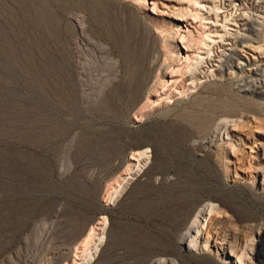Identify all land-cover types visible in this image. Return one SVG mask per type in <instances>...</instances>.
<instances>
[{
  "label": "rangeland",
  "instance_id": "rangeland-1",
  "mask_svg": "<svg viewBox=\"0 0 264 264\" xmlns=\"http://www.w3.org/2000/svg\"><path fill=\"white\" fill-rule=\"evenodd\" d=\"M193 1L0 0V264H209L223 206L260 215L232 258L258 261L264 192L235 169L264 95L223 61L264 64V0ZM249 21L262 47L241 42Z\"/></svg>",
  "mask_w": 264,
  "mask_h": 264
},
{
  "label": "bare ground",
  "instance_id": "bare-ground-1",
  "mask_svg": "<svg viewBox=\"0 0 264 264\" xmlns=\"http://www.w3.org/2000/svg\"><path fill=\"white\" fill-rule=\"evenodd\" d=\"M193 2L194 4L198 3L197 5H200L199 0H194ZM194 17L196 19L197 17L201 18V14H199V11L196 12ZM177 18H180V17H177ZM247 28L250 31V34H246L242 36L241 42L244 41L243 42L245 43L244 45L249 48L251 46L262 47L263 44L255 45L252 43V41L258 42L261 40V36L260 34L258 35V33L256 32V28L253 24V21L248 22ZM181 36L187 45L185 47L187 48V50H190L191 47L193 46V39L189 38V36L187 37V35H181ZM199 42H202V41H199ZM239 54L242 55V53L240 52V49L231 48L230 53L226 55L223 61V65L227 68L236 66L241 71H243L244 67L248 65V67H250L249 68L250 78L245 79V84L242 85L241 87L245 88L244 90L249 93H259L261 95H264V64L261 63L262 64L261 65L259 62H251V60L247 62H243L240 59ZM188 59H190L189 56H188ZM146 67L148 69L149 67L151 68L150 65ZM255 132L259 134L258 138H255L253 136L249 137L248 135L250 133H244L243 131H240V134H242L245 137V140L248 141V142L246 141V143H251V146L249 145L250 146L249 148L251 149L252 154L250 153L249 156L252 157V161L250 162L249 160L250 163L248 166L242 165L241 168L236 166L235 172L236 174H240V172H242L243 174H241V176L243 179H246L250 176L254 178V181L257 182V185H256L257 189L264 192V123L258 125L257 128L255 129ZM215 141L216 139L213 136L209 141L202 143V146L206 149L209 146H213ZM245 156L246 154L244 152H241L239 154L236 153L234 163L238 164L242 162L241 160H243ZM132 157L134 158L135 156L132 155ZM110 193L113 194L114 193L113 190ZM199 204L200 202H197V201H193L185 205L179 204V205L173 206L170 212H172L179 221H186L189 219L190 215L192 214L193 209ZM259 216L255 212L250 213V212H247L241 209L240 207L237 208L236 210H233L225 206H223V208H221L220 210L216 211V213L211 214L209 218H207L208 225L206 228V234H207L208 241L213 242V246L211 248V251L206 253V255L208 257H211V259H213V254H214L216 255V258H214L213 261L210 262L209 264H234L232 262V258L235 255H239V252L241 251L244 240L255 235V233H258V229L262 228V226H259L260 218H261V217L259 218ZM259 233H260L259 234L260 239L257 243V246L254 249V256L256 257L258 261L254 262L250 260L251 261L249 262L250 264H264V249H263L264 248V228ZM92 234H93V230H91L87 234L85 240L82 241V243L86 246L85 249H87V246H88V243L90 241ZM179 239L180 241L185 240L186 235L180 234ZM76 248L79 249L80 247L76 245L75 249ZM39 261H41V257L39 258ZM174 261L175 262L177 261V258L174 256V254L170 251L163 250V251H157L154 255L150 256L147 259L146 264H174L173 263Z\"/></svg>",
  "mask_w": 264,
  "mask_h": 264
}]
</instances>
